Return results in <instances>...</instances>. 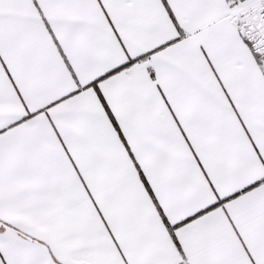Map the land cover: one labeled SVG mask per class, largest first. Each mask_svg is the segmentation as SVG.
I'll return each instance as SVG.
<instances>
[{
    "label": "snow or ice",
    "instance_id": "1",
    "mask_svg": "<svg viewBox=\"0 0 264 264\" xmlns=\"http://www.w3.org/2000/svg\"><path fill=\"white\" fill-rule=\"evenodd\" d=\"M0 264H264V0H0Z\"/></svg>",
    "mask_w": 264,
    "mask_h": 264
}]
</instances>
